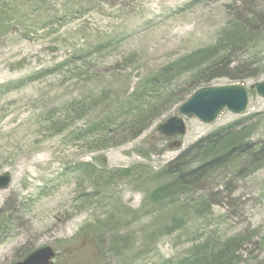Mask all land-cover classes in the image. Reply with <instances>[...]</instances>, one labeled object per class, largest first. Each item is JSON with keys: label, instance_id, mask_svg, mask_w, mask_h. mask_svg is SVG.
I'll list each match as a JSON object with an SVG mask.
<instances>
[{"label": "rangeland", "instance_id": "obj_1", "mask_svg": "<svg viewBox=\"0 0 264 264\" xmlns=\"http://www.w3.org/2000/svg\"><path fill=\"white\" fill-rule=\"evenodd\" d=\"M227 4L0 0V176L12 177L0 192V264L46 246L57 252L54 264H166L231 240L234 264H264V167L240 178L228 169L173 203L148 200L161 185L157 174L212 132L255 115L251 139L264 138V98L255 89L246 115L226 111L211 125L191 119L186 135L170 140L158 126L179 106L122 146L99 150L106 145L82 135L150 73L214 43ZM110 42L85 65L79 60V50ZM236 83L225 77L210 86ZM129 169L126 179L102 173ZM97 223H108L99 237L81 233Z\"/></svg>", "mask_w": 264, "mask_h": 264}, {"label": "trees", "instance_id": "obj_2", "mask_svg": "<svg viewBox=\"0 0 264 264\" xmlns=\"http://www.w3.org/2000/svg\"><path fill=\"white\" fill-rule=\"evenodd\" d=\"M226 11V25L214 43L150 73L132 93L123 96L114 109L95 121L82 135L93 137L92 140L97 144L106 145L99 150L122 146L139 137L151 124L182 104L196 90L210 86L220 78L228 77L238 83L261 79L264 76V0H228ZM1 16L0 11V22ZM111 46L110 42L93 49L79 50L78 58L85 65L93 56ZM66 64H61L58 69ZM251 94H254L253 90ZM81 105L78 103V107ZM254 118L255 115L244 116L238 122L220 128L190 146L157 174L162 182L148 195L149 202L173 203L191 193L197 185L209 182L216 174L228 172V169H232L239 178V173L243 171L248 170L251 175L262 169L264 138L257 142L251 139L255 132L251 126ZM240 164L243 165L241 171ZM81 166L86 172H92L94 168L90 163ZM102 173L108 174L110 178L126 179L132 176L130 169ZM205 203L206 200H202L201 206ZM179 222L175 220L174 225ZM107 226L108 223L91 224L84 227L81 233L93 232L99 237ZM235 244L236 241L231 240L214 251L207 247L198 249L195 254L166 264H234L239 258L232 248ZM116 247L111 246L110 250L115 251ZM200 251L203 255L199 254Z\"/></svg>", "mask_w": 264, "mask_h": 264}, {"label": "water", "instance_id": "obj_3", "mask_svg": "<svg viewBox=\"0 0 264 264\" xmlns=\"http://www.w3.org/2000/svg\"><path fill=\"white\" fill-rule=\"evenodd\" d=\"M255 91L264 98V80L255 85ZM249 105L250 91L243 84L200 88L180 105L177 116L170 117L158 126V131L167 138L185 136L188 120L197 119L210 125L225 111L237 116L245 115ZM11 184L10 174L0 176V192L8 189ZM55 256V250L46 246L34 251L25 260L13 264H53Z\"/></svg>", "mask_w": 264, "mask_h": 264}, {"label": "flooded vegetation", "instance_id": "obj_4", "mask_svg": "<svg viewBox=\"0 0 264 264\" xmlns=\"http://www.w3.org/2000/svg\"><path fill=\"white\" fill-rule=\"evenodd\" d=\"M24 259H25V257L22 258L21 260H17V261H15V262H12L11 264L16 263V262H20V261H22V260H24Z\"/></svg>", "mask_w": 264, "mask_h": 264}]
</instances>
